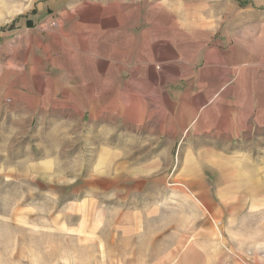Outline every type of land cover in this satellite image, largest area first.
Here are the masks:
<instances>
[{
  "label": "rangeland",
  "instance_id": "374dc122",
  "mask_svg": "<svg viewBox=\"0 0 264 264\" xmlns=\"http://www.w3.org/2000/svg\"><path fill=\"white\" fill-rule=\"evenodd\" d=\"M259 12L0 0V264H264Z\"/></svg>",
  "mask_w": 264,
  "mask_h": 264
},
{
  "label": "crops",
  "instance_id": "0c3cea01",
  "mask_svg": "<svg viewBox=\"0 0 264 264\" xmlns=\"http://www.w3.org/2000/svg\"><path fill=\"white\" fill-rule=\"evenodd\" d=\"M236 1H239V0H236ZM242 1H244L247 5L252 6L254 8H258L260 10L264 9V0H242ZM254 15L261 17L262 18L261 21H264V12L255 13ZM258 27H259L258 30L264 31V24H260ZM258 42H260L259 38H258ZM262 42L263 41H261V43ZM255 53L257 54V56L254 57V59L252 60V62L250 64L251 67L254 69L253 78L250 79L253 82L254 88L253 89L250 88V90L248 88V90L250 92H249L248 98H246L247 103H248V116H250V111L255 110V107L257 106L256 101H258V106L261 107V110L264 111V76H262L263 79H259V77L256 76V74L257 75L259 74L257 72H260L262 69H264V48L262 47L260 50L255 51ZM243 80H245V79H243ZM209 85H211V83L208 80H202V82L200 84L201 98L203 101L209 102V103H206L205 108L208 106V104H210L212 102V100L209 99V93H208V86ZM260 86H262V89L260 91L258 90V94H256V90H257L256 87L260 88ZM228 95H230V94L224 93L222 99L228 101L229 100ZM214 96L217 98L220 96V93H216ZM234 96H235V94L232 93L231 97L234 98ZM182 105L184 108L186 107V105L183 104V102H182ZM201 155H203V154H201Z\"/></svg>",
  "mask_w": 264,
  "mask_h": 264
},
{
  "label": "trees",
  "instance_id": "16d2710c",
  "mask_svg": "<svg viewBox=\"0 0 264 264\" xmlns=\"http://www.w3.org/2000/svg\"><path fill=\"white\" fill-rule=\"evenodd\" d=\"M27 24H28V26H31L32 25V22L28 21Z\"/></svg>",
  "mask_w": 264,
  "mask_h": 264
}]
</instances>
